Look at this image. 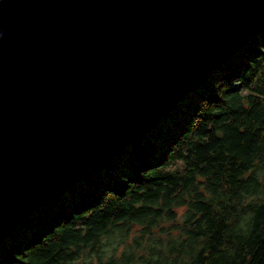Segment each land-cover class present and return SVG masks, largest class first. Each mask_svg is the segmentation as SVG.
<instances>
[{"label":"water","instance_id":"95a60500","mask_svg":"<svg viewBox=\"0 0 264 264\" xmlns=\"http://www.w3.org/2000/svg\"><path fill=\"white\" fill-rule=\"evenodd\" d=\"M263 30L264 0H0V238Z\"/></svg>","mask_w":264,"mask_h":264},{"label":"trees","instance_id":"16d2710c","mask_svg":"<svg viewBox=\"0 0 264 264\" xmlns=\"http://www.w3.org/2000/svg\"><path fill=\"white\" fill-rule=\"evenodd\" d=\"M0 264H264V30L1 237Z\"/></svg>","mask_w":264,"mask_h":264},{"label":"bare ground","instance_id":"6f19581e","mask_svg":"<svg viewBox=\"0 0 264 264\" xmlns=\"http://www.w3.org/2000/svg\"><path fill=\"white\" fill-rule=\"evenodd\" d=\"M179 102V101H178ZM166 103L165 102H163V105H165ZM159 120V119H158ZM157 120V121H158ZM153 126V125H152ZM146 135V134H145ZM143 136V135H142ZM117 154V153H116ZM110 160V159H109ZM107 163V162H106ZM87 168V167H86ZM55 173H56V170H55ZM57 174V173H56ZM52 178H54V177H52ZM64 184V183H63ZM60 186H61V184H60ZM53 188H55V187H53ZM50 189H52V187L50 188ZM57 189V188H56ZM55 190V189H54ZM61 195V194H60ZM59 196V195H58ZM55 198V197H54ZM51 200H53V199H49V201H51Z\"/></svg>","mask_w":264,"mask_h":264},{"label":"rangeland","instance_id":"374dc122","mask_svg":"<svg viewBox=\"0 0 264 264\" xmlns=\"http://www.w3.org/2000/svg\"><path fill=\"white\" fill-rule=\"evenodd\" d=\"M47 207V206H46Z\"/></svg>","mask_w":264,"mask_h":264}]
</instances>
